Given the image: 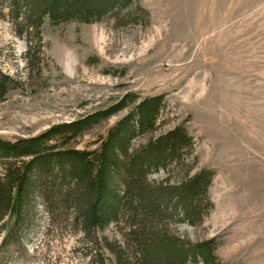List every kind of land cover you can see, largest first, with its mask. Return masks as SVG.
Wrapping results in <instances>:
<instances>
[{"label": "rangeland", "instance_id": "1", "mask_svg": "<svg viewBox=\"0 0 264 264\" xmlns=\"http://www.w3.org/2000/svg\"><path fill=\"white\" fill-rule=\"evenodd\" d=\"M135 5L146 12L141 23L126 12L97 24L46 20L29 49L0 4V139H28L112 111L67 144L94 152L133 111V98H161L154 130L134 136L130 150L177 127L191 148L147 178L173 184L213 173L201 224L173 220L169 233L192 244L212 240L220 264H264V0ZM119 231L110 225L98 237L121 242ZM4 235L0 229V264H93L78 232L50 221L39 204L16 244L2 248Z\"/></svg>", "mask_w": 264, "mask_h": 264}, {"label": "trees", "instance_id": "2", "mask_svg": "<svg viewBox=\"0 0 264 264\" xmlns=\"http://www.w3.org/2000/svg\"><path fill=\"white\" fill-rule=\"evenodd\" d=\"M135 2L0 0L17 36L25 39L29 49L30 34L39 38L46 20L52 26L97 24L126 12L125 18L141 23L146 12ZM129 96L114 110L124 107ZM132 102L133 111L94 152L67 144L112 111L53 126L36 137L14 142L0 139L2 248L16 244L18 230L33 220L39 204L50 221L69 223L78 232L93 264H105L103 251L111 255L112 264H220L212 240L192 244L167 229L173 220L192 227L201 224L211 207L207 190L213 173L201 170L173 184L151 182L147 174L164 172L168 164L181 161L183 151L191 148V139L185 129L177 127L130 150L134 136L154 130L162 106L161 98L139 102L133 98ZM110 225L120 230L121 242L99 239L98 234Z\"/></svg>", "mask_w": 264, "mask_h": 264}]
</instances>
